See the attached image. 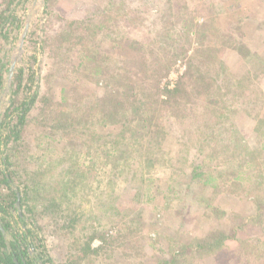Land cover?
<instances>
[{"label":"rangeland","instance_id":"rangeland-1","mask_svg":"<svg viewBox=\"0 0 264 264\" xmlns=\"http://www.w3.org/2000/svg\"><path fill=\"white\" fill-rule=\"evenodd\" d=\"M15 9L20 27L0 59L13 71L33 66L40 93L19 140L0 148V170L8 155L37 245L57 264H157L186 246L173 264H264V0H25ZM191 60L204 80L190 76ZM116 89L123 107L101 102L116 111L104 119L96 99ZM141 101L133 120L118 121ZM217 108L209 125L222 120L226 151L192 130ZM197 163L216 187L193 177ZM93 233L109 244L96 236L99 250L78 259ZM207 237L223 241L220 254L196 246Z\"/></svg>","mask_w":264,"mask_h":264},{"label":"trees","instance_id":"trees-1","mask_svg":"<svg viewBox=\"0 0 264 264\" xmlns=\"http://www.w3.org/2000/svg\"><path fill=\"white\" fill-rule=\"evenodd\" d=\"M22 2H25V0H5L4 6L0 10V53L4 45L6 46L7 43H10L12 30L20 27V19L15 8ZM32 58H35V56ZM192 60L190 61V76L204 80L201 65L195 64ZM34 62L35 61H33V63ZM191 66H193V68ZM27 67L28 68L21 67L17 71L14 69L13 71L10 62H4L0 59V103L2 100L4 101L5 96L12 95V98L10 101L8 100L9 102L7 103L10 105H7V107L0 112V148L3 146L6 150L9 148L8 146L11 142L15 144L21 137L22 128L27 123V115L40 93L39 85L33 90L36 80V70H34L33 66ZM89 70L93 74L103 72V68H100L97 64H93ZM26 74L28 77H26ZM179 91L180 89L176 88L175 92L177 93ZM116 95L117 89L115 94L108 95V97L104 99H96V107L93 111H98V106L101 107L102 105H100L101 102H103V104L106 102L105 107L109 106L108 104L110 103L115 105L118 104L119 102L114 99ZM119 104L123 107L122 102ZM49 105V98L45 97L44 107H48ZM138 105L137 108H134L135 110L132 112L131 116L127 113L120 112L121 116L118 118V121H122L124 124L125 122L133 120L132 116L135 118L136 114L141 112L144 101H141ZM105 107H101L104 109L98 111L103 115L104 119L108 116L115 115L116 111L111 108V106L109 108ZM207 107L209 106H206V110ZM211 111L212 113L219 112L218 108L217 110L212 109L207 111L210 112L208 115H206V112L202 119L195 120L192 130L203 135V145L209 141L208 139L210 137L212 138V136L215 135V140L217 139L220 142L216 140L213 142L214 145L217 146L220 144L222 148L225 144L220 139V135L218 136L217 134H220L219 130L224 124L222 125L221 120L216 121L217 123H214L213 127L210 126ZM75 119H79L78 115ZM14 120H16L15 123ZM78 123L81 124L83 122L79 119ZM140 123L146 125L142 120H140ZM260 150L264 153V145L260 147ZM224 151H226L225 147ZM212 152L219 153L220 151L215 147ZM2 162L5 165L7 164V166L0 170V264H57L50 255L46 245L43 242L37 245L34 241L32 233L34 232L33 226L35 223H33V225L32 222L31 225L29 224V220L33 218V209L30 208L31 206L27 202V191L20 188V185L14 180L13 176L14 174L16 175V171L11 167L8 155L4 156ZM193 170V177L199 179L204 184L216 187L214 178L211 177L210 173L205 169H202V164L197 163ZM203 177L207 178L205 179ZM239 178L240 177H238V179ZM24 207L30 212V215L24 212ZM96 236L100 237L106 246L109 244V240L106 236L93 233L88 236L86 243L80 246V250L83 251V253L79 255L78 259L83 260L86 256L89 257L91 252L93 253L99 250L92 246V240ZM197 242L196 246L201 250H208L216 247L213 251L218 252L223 246V241H221L220 238L207 237ZM105 244L103 246L104 248ZM38 246H40V250ZM185 250H187V246L184 247L181 252L173 253L170 259L164 258L162 261H157V264H173L178 258L177 255L183 253ZM220 253L221 252H218V254ZM216 255L217 253L214 256Z\"/></svg>","mask_w":264,"mask_h":264}]
</instances>
